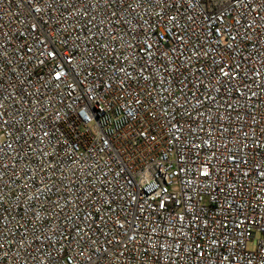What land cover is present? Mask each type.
<instances>
[{
    "label": "built area",
    "instance_id": "1",
    "mask_svg": "<svg viewBox=\"0 0 264 264\" xmlns=\"http://www.w3.org/2000/svg\"><path fill=\"white\" fill-rule=\"evenodd\" d=\"M0 264H264V0H0Z\"/></svg>",
    "mask_w": 264,
    "mask_h": 264
}]
</instances>
